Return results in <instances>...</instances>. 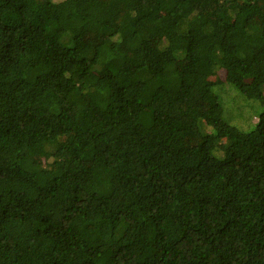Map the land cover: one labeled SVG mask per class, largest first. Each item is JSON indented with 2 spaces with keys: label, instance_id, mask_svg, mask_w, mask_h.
Wrapping results in <instances>:
<instances>
[{
  "label": "trees",
  "instance_id": "16d2710c",
  "mask_svg": "<svg viewBox=\"0 0 264 264\" xmlns=\"http://www.w3.org/2000/svg\"><path fill=\"white\" fill-rule=\"evenodd\" d=\"M0 264H264V0H0Z\"/></svg>",
  "mask_w": 264,
  "mask_h": 264
},
{
  "label": "rangeland",
  "instance_id": "374dc122",
  "mask_svg": "<svg viewBox=\"0 0 264 264\" xmlns=\"http://www.w3.org/2000/svg\"><path fill=\"white\" fill-rule=\"evenodd\" d=\"M229 95L231 96L233 106L235 108L240 109V111L233 113L237 115V120L231 123L235 127L244 130L243 128H241V124L245 122L249 126V130H250L256 125L255 118H259V116L261 115L263 111L262 107L260 106L259 103L256 102V104H254L253 102L248 100L243 94H241L235 88H232V90H230ZM239 105L243 106L244 108L243 109L239 108ZM248 118H250L251 121L249 122L246 121V119ZM244 131H248V129Z\"/></svg>",
  "mask_w": 264,
  "mask_h": 264
}]
</instances>
